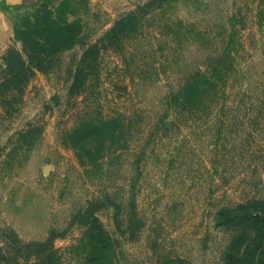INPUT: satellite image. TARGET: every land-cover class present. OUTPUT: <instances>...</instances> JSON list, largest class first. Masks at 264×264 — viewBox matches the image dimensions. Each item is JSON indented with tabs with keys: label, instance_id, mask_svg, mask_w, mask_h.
Masks as SVG:
<instances>
[{
	"label": "rangeland",
	"instance_id": "rangeland-1",
	"mask_svg": "<svg viewBox=\"0 0 264 264\" xmlns=\"http://www.w3.org/2000/svg\"><path fill=\"white\" fill-rule=\"evenodd\" d=\"M62 1L77 42L17 84ZM97 262L264 264V0L0 1V264Z\"/></svg>",
	"mask_w": 264,
	"mask_h": 264
},
{
	"label": "trees",
	"instance_id": "trees-1",
	"mask_svg": "<svg viewBox=\"0 0 264 264\" xmlns=\"http://www.w3.org/2000/svg\"><path fill=\"white\" fill-rule=\"evenodd\" d=\"M64 6L65 1L54 8L42 3L34 7V11L16 26V38L23 44V53L10 50L4 62L6 66L14 67L12 74L16 77L17 84L22 83L34 69H43L55 53L68 49L77 42L81 25L75 18L68 19L67 14L64 13ZM103 123L106 124L105 121ZM89 129H95L97 133L82 143H91L95 139L96 143L101 142L97 135H101L105 130L103 126L93 125L85 128L82 126L75 128L73 132L78 134L85 131L86 133ZM117 131L116 128L111 134ZM107 141L104 140L103 147ZM85 147L86 145L81 146L80 149L83 150ZM253 218L258 224L262 223L258 216L255 215Z\"/></svg>",
	"mask_w": 264,
	"mask_h": 264
},
{
	"label": "crops",
	"instance_id": "crops-1",
	"mask_svg": "<svg viewBox=\"0 0 264 264\" xmlns=\"http://www.w3.org/2000/svg\"><path fill=\"white\" fill-rule=\"evenodd\" d=\"M9 6L34 5L38 0H0Z\"/></svg>",
	"mask_w": 264,
	"mask_h": 264
}]
</instances>
